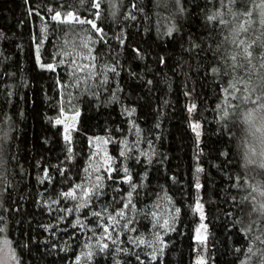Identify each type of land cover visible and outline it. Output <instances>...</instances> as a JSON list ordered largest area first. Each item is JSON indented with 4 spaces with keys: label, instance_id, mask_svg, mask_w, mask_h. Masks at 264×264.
I'll list each match as a JSON object with an SVG mask.
<instances>
[{
    "label": "trees",
    "instance_id": "1",
    "mask_svg": "<svg viewBox=\"0 0 264 264\" xmlns=\"http://www.w3.org/2000/svg\"><path fill=\"white\" fill-rule=\"evenodd\" d=\"M263 11L264 0H0V225L19 264L260 263L240 128L219 110L264 98ZM245 80L255 95L237 100ZM62 110L79 111L70 141ZM94 136L109 161L92 168Z\"/></svg>",
    "mask_w": 264,
    "mask_h": 264
},
{
    "label": "clouds",
    "instance_id": "2",
    "mask_svg": "<svg viewBox=\"0 0 264 264\" xmlns=\"http://www.w3.org/2000/svg\"><path fill=\"white\" fill-rule=\"evenodd\" d=\"M238 87L241 92L237 94V100H240L242 95H246L243 91L245 86ZM248 94L255 95L251 87ZM234 114L240 128L239 134L232 135L240 153L238 168L240 189H243L240 195L244 198L242 208L245 221L256 224L264 222V98L257 97L255 103L247 100H240L238 104L230 102L227 106L222 105L219 110L221 122L231 120ZM245 177L247 184H244Z\"/></svg>",
    "mask_w": 264,
    "mask_h": 264
},
{
    "label": "rangeland",
    "instance_id": "3",
    "mask_svg": "<svg viewBox=\"0 0 264 264\" xmlns=\"http://www.w3.org/2000/svg\"><path fill=\"white\" fill-rule=\"evenodd\" d=\"M75 16L73 15V18ZM61 18L63 19H68V15H61ZM72 18V19H73ZM257 24H253L255 26H260V23H264V11L260 12L258 14L257 17ZM248 80H245V87L249 89V87L247 86ZM78 117H79V111H65L62 110L60 112V115L58 116L57 120L62 121V123H60V125L62 126V130H63V134L64 137L70 141L72 138V133L73 130L76 128L77 123H78ZM199 129H197V131L199 132ZM92 142V148H93V155H92V163L94 162V165L92 166V168L99 167L100 164L102 163H107L109 161V156L107 154V147H106V141L103 140L101 137L98 136H94L91 139ZM90 174V173H89ZM200 215V214H199ZM206 225V231L203 228H200L201 224ZM0 228L4 229V234L3 236H0V241L3 240H8L10 243L9 245H4L2 243H0V260L4 261V264H19V261L17 259V256L15 254L13 245H12V241L11 239L8 237L7 233H6V225L2 224L0 225ZM200 228V235L201 236H206L208 233V226L205 222V219L203 221H201V219H199V222L195 228V237L197 236V229ZM254 245V244H251ZM264 261V258L260 260V258H258V263L261 264V262Z\"/></svg>",
    "mask_w": 264,
    "mask_h": 264
},
{
    "label": "snow or ice",
    "instance_id": "4",
    "mask_svg": "<svg viewBox=\"0 0 264 264\" xmlns=\"http://www.w3.org/2000/svg\"><path fill=\"white\" fill-rule=\"evenodd\" d=\"M177 3H179V0H177ZM221 6L222 7L224 6V0H221ZM93 7L98 9L100 7L99 2H94L93 3ZM67 15H68V19H72L73 18V14L72 13H68ZM218 15L219 14L214 15V16H209L208 19L209 20H217V16ZM52 19L53 20H56V21H60L61 20V13L60 12H56L52 16ZM217 22L218 23H221V19L220 20H217ZM89 23H91V22L89 21ZM92 27L93 28H96V25L94 23H92ZM46 67L49 70H53L54 69V65H51V64L50 65H47ZM195 107H196L195 105H192L188 109V111H190V112L191 111H194L195 110ZM56 123L57 124H60V123H62V121L57 120ZM198 128H199V125L198 124L192 125V129H193L194 132H196L197 136H199V132L197 131ZM197 171H200V169H197ZM197 187H199V185H197ZM65 195H69L70 196V195H73V193H66ZM177 211H179V210H177ZM195 211L200 214V219H201V221H203L204 220L203 205L200 204V203H197L196 208H195ZM200 228H203L206 231V225H204L203 223L201 224ZM200 228L197 229L196 239H197L198 242L203 243L204 240L206 239V237L200 235ZM3 234H4V229L3 228H0V236H3ZM0 243H2L4 245H9L10 242L8 240H3V241H0ZM141 243H142V241H141ZM105 247H107V245H105ZM251 251L252 250L249 249V252L250 253H251ZM153 258H155V257H153ZM0 264H4V261L0 260ZM198 264H204V262L203 261H199Z\"/></svg>",
    "mask_w": 264,
    "mask_h": 264
}]
</instances>
